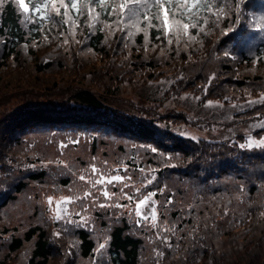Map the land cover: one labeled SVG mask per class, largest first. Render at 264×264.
Returning <instances> with one entry per match:
<instances>
[{
    "label": "trees",
    "instance_id": "trees-1",
    "mask_svg": "<svg viewBox=\"0 0 264 264\" xmlns=\"http://www.w3.org/2000/svg\"><path fill=\"white\" fill-rule=\"evenodd\" d=\"M220 6L226 15L219 27L205 26L195 42L169 46L150 29L145 50L143 33L122 40L126 33L101 31L103 25L92 32L84 16L73 39L67 26L53 27L40 19L46 15L43 6L34 13L30 4L31 19H26L13 0H4L0 264H264V147L241 148L240 135L220 140L177 134L161 122L209 129L225 123L188 118L178 109L160 110L155 103L142 104L119 91L123 82L167 77L165 94L187 92L200 102L258 101L264 96V0H221ZM102 19L111 22L107 16ZM234 113L232 121L258 118L264 115V103L247 104ZM254 133L264 135V128ZM71 139L85 141L98 162L155 169L156 182L143 191L167 186L175 197L170 210L160 209L167 218L175 221L181 209L195 206L178 222L187 225L178 232L182 239L169 235L173 247L168 248L156 230L136 224L134 204L101 208L100 203L108 202L77 200L59 220L46 215L39 185H48L51 189H43L50 193H72L81 183L73 175L80 161L75 160L79 154L70 151L65 157L73 158L60 159L71 170L49 163L58 155H47L39 142L55 145L54 140L58 146ZM133 177L140 186L141 174L134 172ZM156 199L162 202L165 197ZM228 201L232 211L224 217ZM197 216L199 238L193 239ZM101 243L105 248L97 251ZM156 251L164 257L158 259Z\"/></svg>",
    "mask_w": 264,
    "mask_h": 264
},
{
    "label": "snow or ice",
    "instance_id": "snow-or-ice-1",
    "mask_svg": "<svg viewBox=\"0 0 264 264\" xmlns=\"http://www.w3.org/2000/svg\"><path fill=\"white\" fill-rule=\"evenodd\" d=\"M3 2L4 0H0V5ZM13 2L22 13L26 14V19H31L27 15L30 12V4L34 13H40L42 11L41 6H43V12L46 15H41L40 19L50 21L53 27L67 26L73 39H75L76 29L79 27L78 21L84 16H87L85 26L92 32L96 30L97 25H103L100 28L101 31L108 29L113 32L119 30L126 33L125 36L121 37L122 40L131 39L137 33H143L145 50H147V44L150 42V29H155L159 33L156 36L157 40H161L163 37L167 41V45L171 46L175 43L179 46L182 42H195L198 36L204 33L205 26L210 23L219 27V21L224 19L226 15L225 8L220 6L221 0H29V2H26V0H13ZM104 16H107L111 22H105L102 19ZM261 20L264 21V17H261ZM142 23L143 27H141ZM260 27H264V24H260ZM191 30H196V34L193 35ZM61 35L63 36L64 33L61 32ZM64 43L67 44L68 40L65 39ZM185 50H187L186 47ZM176 54H180L179 48H177ZM254 62L259 63L260 61L257 59ZM204 91L207 94V87ZM196 99L199 100L200 97H196ZM249 103H264V96H261L258 101L250 100ZM210 104L211 102H209ZM261 127L264 128V123H261ZM79 143L78 140L70 142L72 145ZM69 146V143H60L57 146L59 153L57 159L49 161V163H54L60 167H68L71 170V165L60 159L64 155V150ZM245 146L249 148L254 146L264 147V139L249 140L247 145H240L241 148ZM134 172L141 174L140 186H137L134 180ZM154 172L155 169L146 170L140 166L130 167L124 161L110 165L107 160L98 162L97 158L93 157L88 165L81 166L78 172H73V175L77 176L78 180L87 186L82 195H61L55 200L52 196H49L47 203L49 206L55 204L56 214L53 216L55 220L61 219V211L66 212L67 205L74 204L77 200H91L95 205L99 197L102 196L108 203H100L98 206L101 208H123L134 204L135 207L132 211H134L137 218L136 224L140 226L143 223L145 226H150L156 230L157 239L161 240L168 248H172L173 244L169 240V235L182 239L178 236V232H183L187 225L178 222L186 219L184 212L190 216L195 210V206L190 204L186 209H181L182 214L176 217L175 221L167 218L160 209L170 210L175 204V197L168 192L167 186L155 188L146 193L143 191V189L150 188L156 182L157 177L152 174ZM117 188L118 191L111 190ZM128 189H131V191H128ZM240 191H244L243 187ZM157 196H164L165 200L158 201ZM121 199L126 200L128 203L126 205L111 203L113 200ZM230 204L231 201H228L224 205V217L229 216L232 211L229 207ZM261 215H264V213H261ZM195 219L196 223L192 226L191 235L193 239H198L199 237L195 233L199 228V217L197 216ZM68 222L71 223L72 221ZM55 235L59 236L60 233L57 232ZM104 248L105 244L101 243L97 251ZM155 254L158 259L164 257L162 251H156Z\"/></svg>",
    "mask_w": 264,
    "mask_h": 264
},
{
    "label": "rangeland",
    "instance_id": "rangeland-1",
    "mask_svg": "<svg viewBox=\"0 0 264 264\" xmlns=\"http://www.w3.org/2000/svg\"><path fill=\"white\" fill-rule=\"evenodd\" d=\"M170 79L167 77H159L156 79H151L145 82H123L119 91L122 94L130 96L134 101H137L142 104L155 103L160 110L166 109H178L182 110L186 113L188 118H203V119H218L225 124H221L212 129L203 128V127H195L190 124L177 123V122H161L162 125L167 124L171 129L175 130L177 134H182L185 136H191L193 138L196 137H204L211 139H220L227 140L238 137L239 143L242 145H247L249 140L258 141L264 139V135H256L254 133L255 129L261 127V123H264V115L258 118H253L249 120H241V121H232V118L237 116L234 112L237 111L242 106L250 104L249 101L253 99L250 97L245 100H231L228 102L219 101L217 99H207L203 102H200L196 99V96L182 92L179 95H171L165 94V88L168 86ZM209 102L211 104L209 105ZM11 103V102H10ZM235 110V111H234ZM234 111V112H233ZM226 122H230L227 123ZM238 139V138H237ZM72 141L74 139H71ZM55 145L52 144H43L41 141L39 144L43 145L45 153L51 156L59 155L57 150L58 141L52 140ZM80 141V140H78ZM71 142V141H70ZM69 143V147L64 150V155L62 158H73V156L65 157L66 152L72 151L73 155L79 154V157L75 159L76 161H80V165L76 164L77 172L81 168L82 165L89 164L92 154L90 153L89 147L85 141H80L79 144L72 145ZM62 143V141H61ZM64 143V142H63ZM36 144V143H35ZM115 165V164H113ZM51 189L46 184L39 185L41 190L40 194V202L41 209H43L46 215H49L53 218L56 214L55 204L49 206L47 203V198L52 196L55 199H58L61 195L63 196H72L73 194H80V191L83 192L86 189V185L80 183V186H76L72 193H68V191H63L60 193H50L46 188ZM112 191H118L117 189H111ZM130 191V190H128ZM101 198V199H100ZM98 200H104L101 196ZM90 201V200H87ZM135 205H133L134 209ZM72 209L71 204L67 205V211H61L60 215L67 214Z\"/></svg>",
    "mask_w": 264,
    "mask_h": 264
}]
</instances>
